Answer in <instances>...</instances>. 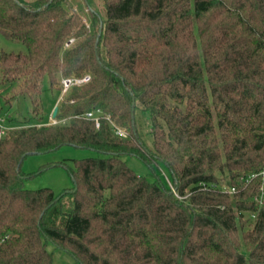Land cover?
<instances>
[{
    "label": "trees",
    "instance_id": "trees-1",
    "mask_svg": "<svg viewBox=\"0 0 264 264\" xmlns=\"http://www.w3.org/2000/svg\"><path fill=\"white\" fill-rule=\"evenodd\" d=\"M95 1L0 0V32L25 47L0 52V97L33 120L0 106V264H53L48 243L79 264H264V0ZM85 76L43 119L44 83ZM62 146L97 156L73 159L59 195L25 188L24 158Z\"/></svg>",
    "mask_w": 264,
    "mask_h": 264
},
{
    "label": "rangeland",
    "instance_id": "rangeland-1",
    "mask_svg": "<svg viewBox=\"0 0 264 264\" xmlns=\"http://www.w3.org/2000/svg\"><path fill=\"white\" fill-rule=\"evenodd\" d=\"M95 4L100 10H102L101 0H96ZM72 7L77 11L82 21L88 27L90 24V16L86 8L78 2H73ZM20 51H25V47L21 43L7 39L0 32V52ZM3 95L4 99L5 97L9 96L8 93H3ZM62 95V89L60 93L55 90L51 91L48 89V85L44 83L43 91L40 95L43 119L48 118L49 121V118L52 115L53 108L61 101ZM2 97H0V106L3 108L2 114L11 115L16 121L21 120L24 122L26 119H28L30 122H33V120L31 119L32 114H30V109H28L30 108V102L28 100L17 102L12 101L10 108L8 109L7 106L3 104ZM56 99L57 101L54 105ZM135 122L142 140L148 147L152 148V139L149 134V114L147 112H141L139 110L136 111ZM94 156H97V153L93 150L77 148L73 146H62L58 150L48 153L30 154L24 158L21 164V171L25 176L24 186L27 189L50 188L55 195H59L65 190H70L74 185V181L71 175L72 171L74 170L73 159H84ZM123 160L131 169L134 170L137 175L144 176L147 179H152L153 174L151 169L143 164L138 158L134 156H124ZM154 169L156 173L161 176L163 168L160 166L155 167ZM69 206V204L66 205V207ZM46 248L49 252L52 253L53 264H79L66 251L56 248L51 243H48Z\"/></svg>",
    "mask_w": 264,
    "mask_h": 264
},
{
    "label": "built area",
    "instance_id": "built-area-1",
    "mask_svg": "<svg viewBox=\"0 0 264 264\" xmlns=\"http://www.w3.org/2000/svg\"><path fill=\"white\" fill-rule=\"evenodd\" d=\"M87 79H88L87 76H85L83 78H79V79H77V78H65V79H63L62 80V94L65 93L71 85L78 84L81 82H85V81H87ZM99 114H100V110L97 109L96 111L86 112L84 117L88 118V119H92L94 121L95 125L98 127L99 121H100ZM49 120L51 123L57 122V120L55 118H52V117H50ZM109 122H110V124L113 128V131L116 135L121 136V137H125L127 135V132L122 127L115 125L110 120H109ZM6 130H7V126L4 124V118L0 117V138L4 135ZM261 175L264 176V171L261 172ZM260 189H261V194H260L258 200H259V203H262V201H264V185H261ZM224 190H228L229 192L235 191V189L233 187H231L229 189L225 188Z\"/></svg>",
    "mask_w": 264,
    "mask_h": 264
},
{
    "label": "water",
    "instance_id": "water-1",
    "mask_svg": "<svg viewBox=\"0 0 264 264\" xmlns=\"http://www.w3.org/2000/svg\"><path fill=\"white\" fill-rule=\"evenodd\" d=\"M57 110H58V106H57V104H56V105L54 106V108H53V111H52V115H51L52 118H55V114H56Z\"/></svg>",
    "mask_w": 264,
    "mask_h": 264
}]
</instances>
